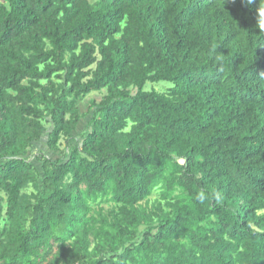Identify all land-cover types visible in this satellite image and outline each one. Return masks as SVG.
<instances>
[{
	"label": "trees",
	"instance_id": "16d2710c",
	"mask_svg": "<svg viewBox=\"0 0 264 264\" xmlns=\"http://www.w3.org/2000/svg\"><path fill=\"white\" fill-rule=\"evenodd\" d=\"M0 264H264V0H0Z\"/></svg>",
	"mask_w": 264,
	"mask_h": 264
},
{
	"label": "rangeland",
	"instance_id": "374dc122",
	"mask_svg": "<svg viewBox=\"0 0 264 264\" xmlns=\"http://www.w3.org/2000/svg\"><path fill=\"white\" fill-rule=\"evenodd\" d=\"M172 85H173V83L170 81H167V80H161V81H155V82L149 81V82H147L145 88L147 90L155 89L157 91L162 92V91H166ZM104 92L105 91L92 93L86 99H84L82 102H80L79 105H80L81 110L85 112L88 109L87 106H88L89 100L92 98L99 99ZM89 118H90V115H88L87 117H85L84 119L81 120V122L78 126V132H77L78 135L77 136H79V133L85 131V129L87 128V122H88ZM65 145H66V141L62 140L60 147L64 148ZM34 148H44V149H46V151H48L47 145H46V137L42 138V140H40L38 143H36ZM156 196H157V193L155 192L154 195L151 197V200H153ZM103 206L105 208V211H108L112 207V204L107 203V204H103Z\"/></svg>",
	"mask_w": 264,
	"mask_h": 264
}]
</instances>
